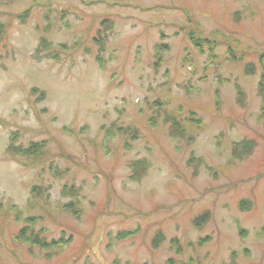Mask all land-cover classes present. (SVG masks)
Here are the masks:
<instances>
[{
    "label": "rangeland",
    "instance_id": "374dc122",
    "mask_svg": "<svg viewBox=\"0 0 264 264\" xmlns=\"http://www.w3.org/2000/svg\"><path fill=\"white\" fill-rule=\"evenodd\" d=\"M0 24V264H264V0H0ZM190 32L214 51L195 49ZM41 37L52 47L33 56ZM169 116L187 122L184 138L169 135ZM112 124L133 139L107 140ZM14 131L24 147L47 142L70 174L14 162ZM139 160L148 167L135 180ZM64 184L81 188L78 219L62 210ZM29 217L70 243L47 253L15 241Z\"/></svg>",
    "mask_w": 264,
    "mask_h": 264
},
{
    "label": "trees",
    "instance_id": "16d2710c",
    "mask_svg": "<svg viewBox=\"0 0 264 264\" xmlns=\"http://www.w3.org/2000/svg\"><path fill=\"white\" fill-rule=\"evenodd\" d=\"M82 4L87 7L89 5H91L90 2H82ZM29 14V10H26L23 12L22 14V19H25ZM17 17V16H16ZM20 17V16H19ZM17 17V18H19ZM93 19H95V17H93ZM111 25V23L108 21V19H104L101 23L100 26L104 27V30H107V28H109ZM90 26V25H89ZM6 33V27L2 24H0V42L2 37L5 35ZM97 33H101L104 34V31H100L98 30ZM187 39L189 41L190 44H192L193 46H195L199 52H204L205 50H207L209 53L213 52L214 49L216 48V44H213V42H211V40L205 39L206 37H204L203 35L200 37L198 35H196L193 32L188 33L187 35ZM77 39L76 41L78 42ZM93 41L97 44L98 46V53H101L103 51V47L105 44V38H103L102 36L97 35ZM77 46V45H75ZM52 47V44L50 42H48L46 40V38L41 37L40 40L38 41V45L33 53V56H44L43 52L45 50H49V48ZM61 48L59 49H63L66 50V46L62 45L60 46ZM201 48V49H199ZM55 54L53 55V52L49 53L48 55H50L53 59L55 57H57V49L54 52ZM47 56V55H46ZM98 56V54L96 55ZM96 58V57H95ZM96 61V60H95ZM157 65V62L156 64ZM29 95L31 97L36 96V99L38 101H41L44 97V93L41 91H38L35 88H32L29 90ZM217 102L216 101V107H217ZM158 115V114H157ZM194 114H191L190 116H192ZM195 116V115H194ZM153 119H149V123H151ZM189 123L191 122H195L198 123V121H194L191 117L187 120ZM164 122H170L169 127H168V131H169V135L176 137L179 136L181 138L185 137L186 134V126L184 122V120L181 119H177V118H173V117H165L164 118ZM123 135V136H128L130 139H133V136L135 135V130L131 129V128H119L117 126H115L114 124H112V126L110 127L109 130H106L104 135L105 138L107 140L113 138L114 136H116V138H118L117 136ZM75 140L80 142V139H76V135L74 136ZM19 141V134L17 131H14L10 134L9 136V143L8 146L5 150V153L7 156H9L14 162L16 163H20L22 166L27 167V168H31V169H37V170H41L45 175H48L50 177H53L54 179H61L64 176H67L68 174H70L71 168H62L59 163L61 161L62 157H55L53 155L51 156H47L46 153V144L47 142H43V141H30L29 144L27 146H23L21 144L18 143ZM253 142L249 141L247 142L248 145H252ZM235 146L238 145L239 147H241V142L240 143H235ZM237 147V146H236ZM119 148V147H118ZM242 148V147H241ZM244 149H247V146H244ZM116 154H119V150H115L114 151ZM236 157H240V155H236ZM96 160V158L94 159ZM66 161V160H65ZM140 162L135 163L132 162L129 166L132 168L133 171V179H138L136 176V173L138 171L140 177L141 175L146 174L147 171V167L148 164L144 161V160H139ZM69 164L75 165V169H82L85 166H83L79 159L69 155L68 157V161H66ZM73 168V167H72ZM80 189L81 188H77L74 187L73 185L68 186L67 184H64L61 187V196L63 198H67L69 199V202L64 204L62 206V210L66 213H68L69 215H71L73 218L78 219L80 217L81 214V209H80V205H79V194H80ZM46 189L40 188V187H36L33 186L32 189L30 190V194L31 197L33 199L36 198H40L43 199L42 196L45 193ZM245 203H249L248 201H246ZM244 204V203H243ZM243 204L239 205V209L242 210ZM12 208V207H11ZM251 208V205L248 207V209ZM19 213H17V216L15 218V220H19ZM40 219V218H36V217H29V218H25L23 220V226L21 227V229L17 230L14 234V240L19 242V243H23L26 244L32 248H38L40 250L43 251H48L47 253H52V252H56L58 249H61L62 246L70 243L71 238H68L67 240H64V238H60L58 240H47L46 237L43 235L42 231H35L33 228V226L35 225L36 221ZM208 219V215L207 212L205 213H201L197 216H195V218L192 220V224L194 225L193 227H200V226H204L207 222ZM33 227V228H32ZM136 233V232H135ZM132 233H122L121 237H127L128 235H131ZM119 239V235L117 236ZM207 238H205L204 240H201L198 245H201V242H205ZM164 241V235L162 234L161 231H157L152 240H151V244L153 246V248L156 250L159 245ZM171 243V249L174 248V250L177 252V249L180 248L179 242L177 239H172L170 241ZM51 255H49L50 257ZM48 257V256H45ZM169 264L172 263L171 260L168 261Z\"/></svg>",
    "mask_w": 264,
    "mask_h": 264
}]
</instances>
